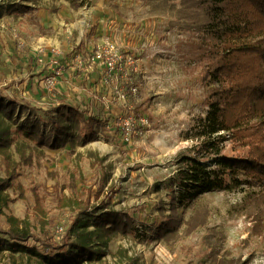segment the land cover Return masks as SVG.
<instances>
[{
  "label": "rangeland",
  "instance_id": "374dc122",
  "mask_svg": "<svg viewBox=\"0 0 264 264\" xmlns=\"http://www.w3.org/2000/svg\"><path fill=\"white\" fill-rule=\"evenodd\" d=\"M12 2L31 9L0 17V100L42 105L53 90L44 82L52 79L71 103L105 121L90 143L36 149L15 135L26 145L23 159L14 145L0 152V178H12L13 199L0 207V229L31 237L24 243L29 252L4 251L0 264H48L75 241L67 233L72 220L93 219L101 206L131 218L135 231L93 237L102 253L81 264H212L211 252L219 260L264 264V220L255 229L253 217L235 211L257 187L230 185L172 201L183 190L171 186L177 161L193 144L185 136L204 115L210 88L195 60L208 21L200 1L79 0L72 8L65 0H0ZM96 48L115 55V70L99 84V104L94 88L75 78L78 62ZM31 76L36 89L28 88ZM121 116L136 119L129 135L121 133ZM88 196L84 209L79 204ZM171 220L175 229L154 235Z\"/></svg>",
  "mask_w": 264,
  "mask_h": 264
},
{
  "label": "trees",
  "instance_id": "16d2710c",
  "mask_svg": "<svg viewBox=\"0 0 264 264\" xmlns=\"http://www.w3.org/2000/svg\"><path fill=\"white\" fill-rule=\"evenodd\" d=\"M65 1L72 8L78 7L79 0ZM199 1L208 20L201 27L204 44L207 43L206 46L203 43L197 46L200 52L195 60L204 67V77L210 88L204 115L194 121L185 136L193 144L187 150L188 156H181L177 161L178 170L171 186L177 184L183 190L178 191L172 201L179 199L182 202L187 197L194 199L230 185L257 187L258 190L251 192L235 211L253 217L254 228L260 229L264 220V0ZM30 9L16 2L2 3L0 17L4 12L21 15ZM87 53L75 78L83 80L87 91L94 88L95 103L99 104L103 97L99 84H102L107 69L103 61L90 63L87 68V57L91 52ZM33 79V76L28 78L29 89L30 83L34 87L37 84ZM104 80L108 82L107 77ZM45 97L42 105L34 99L20 102L10 99L8 103L0 100V152L14 145L23 159L26 145L15 142V135L32 143L33 148L46 147L49 150L94 141V127L105 121L103 116L94 109L90 111L71 103L68 92L57 87ZM133 111L140 114L137 109ZM11 182V177L0 178V207L13 201L8 192ZM174 202L171 203L172 214L175 213ZM88 203L89 196L79 205L83 204L87 209ZM102 207L93 219L80 222L79 216L72 220L67 233L75 235V241L67 250L57 249L46 259L48 264L91 261L102 253L93 244V237L109 238L135 231L131 218L124 220L122 213ZM176 224L175 220L162 224L154 235H165ZM90 225L93 231H88ZM0 235L4 236H0V253L29 252L24 246L31 238L27 230L17 234L11 229H0ZM210 263L250 264L240 258L219 260L214 252L210 254Z\"/></svg>",
  "mask_w": 264,
  "mask_h": 264
},
{
  "label": "built area",
  "instance_id": "2783aa9c",
  "mask_svg": "<svg viewBox=\"0 0 264 264\" xmlns=\"http://www.w3.org/2000/svg\"><path fill=\"white\" fill-rule=\"evenodd\" d=\"M87 58H88V61L90 63H95V62H98V61H103L105 63V65H106L107 72H112V71L115 70V68H114L115 55L112 53V50H107V49L101 50L100 48H96L95 50H93L88 55ZM81 60H80V62H78L79 64L80 63L82 64ZM52 62L53 63L54 62L56 63L55 60L52 61ZM44 83L46 84V87H48L49 89H51V88L53 89L55 87V85H56L55 82L52 79H47ZM138 115L139 116H135L136 118H138V121L139 122H143V124L146 123L145 122L146 119L144 120V118H142L140 116V114H138ZM122 118H123L124 121H123V123L120 126L121 127L120 128L121 133H124L126 135H129L130 132H131V130H132V127H133L132 121L134 123L136 121V119L133 118V117H126V116L125 117H122Z\"/></svg>",
  "mask_w": 264,
  "mask_h": 264
}]
</instances>
